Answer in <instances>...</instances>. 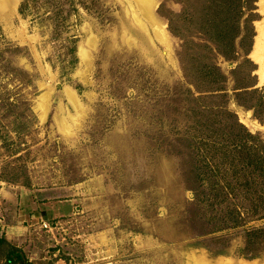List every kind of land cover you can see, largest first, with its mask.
I'll list each match as a JSON object with an SVG mask.
<instances>
[{
    "label": "rangeland",
    "instance_id": "rangeland-1",
    "mask_svg": "<svg viewBox=\"0 0 264 264\" xmlns=\"http://www.w3.org/2000/svg\"><path fill=\"white\" fill-rule=\"evenodd\" d=\"M262 1L246 53L210 61L225 108L264 140V113L233 98L240 81L264 89L263 38L251 56ZM152 2L164 41L136 0H0V264H264V200L249 212L264 192L217 203L225 189L209 187L231 172L205 134L225 117L196 107L210 100L183 70L204 49L186 55L169 32L178 0Z\"/></svg>",
    "mask_w": 264,
    "mask_h": 264
},
{
    "label": "trees",
    "instance_id": "trees-1",
    "mask_svg": "<svg viewBox=\"0 0 264 264\" xmlns=\"http://www.w3.org/2000/svg\"><path fill=\"white\" fill-rule=\"evenodd\" d=\"M178 1L181 4L180 10L171 12L165 17L169 32L183 39V43H181L182 53L184 52L186 55L189 53L187 47L198 46L204 49L194 57L187 55L188 64L186 62V65L183 66L187 77H191L194 89L203 93L195 99L208 98L210 100V102H201L196 107L204 106L205 111L203 112L210 111L209 113L215 117L217 115L225 117L223 121L208 120L207 116L205 117V121L208 120L205 126V134L206 138L211 141L209 146L212 147V153H218L220 159L228 164V170L231 172L227 180L224 181L225 184L212 179L209 187L216 190L217 188L225 189L223 195H218L217 203L226 202V196L234 193V188H241L245 193L259 191L263 193L264 140L258 133L249 132L238 122L235 114L225 108V101H223L225 93L222 85L224 76L219 72L217 66L210 61L211 49H214L225 59L235 57L236 46L243 49L244 54L246 53L247 47H244L243 44L247 42L246 40L250 41L254 34L252 21L256 0ZM199 38H202L201 42L198 41ZM180 60L182 61V59ZM245 61L250 65L245 73L247 77L250 76L252 65L247 58ZM251 86H253V82L240 81L234 87V89L239 90L233 92V98L238 105L252 109L254 117L261 120V114L264 113V89ZM202 116L199 117V120ZM194 123L200 126L204 125L198 120H194ZM216 131L222 135L220 136ZM212 132L215 133V136L211 134ZM262 200L264 199L257 196V199L251 201L250 215L260 211L259 207L262 206ZM237 208L234 209L233 205L228 208L226 216L230 220V227H234L238 223L235 220L236 217H230V213L235 212L238 216L242 213ZM244 214H247L246 208ZM261 215L264 213H259L258 217ZM257 233H264V225L257 230ZM0 242H2L1 237ZM14 251L15 249L11 246L5 251L6 263H14L20 259V255L11 256ZM14 253L16 254V251ZM21 264L26 263L22 261Z\"/></svg>",
    "mask_w": 264,
    "mask_h": 264
},
{
    "label": "bare ground",
    "instance_id": "bare-ground-1",
    "mask_svg": "<svg viewBox=\"0 0 264 264\" xmlns=\"http://www.w3.org/2000/svg\"><path fill=\"white\" fill-rule=\"evenodd\" d=\"M152 1L153 0H136L137 4L139 6L140 15L142 16V19L146 20L147 23L152 25L154 27V31L156 33L157 38H159V40L164 41V40H166L167 33L163 29V26L158 22V20L154 17V15L151 12V6L153 3ZM263 2H264V0L262 1V3ZM136 21L138 23L140 22V21H138L137 18H136ZM257 27H258V29H257L258 33H257V36H256L255 41H254L255 43H254V46H253V49L251 52V56L254 59L260 60L259 55L261 54L262 49L264 47V46L262 47V45H261V40H262V38L264 39V37H263L264 36V30L262 27H259V26H257ZM262 54H263V52H262ZM261 69L263 70V68H261ZM244 120H246V119H244ZM260 128H261V126H260Z\"/></svg>",
    "mask_w": 264,
    "mask_h": 264
}]
</instances>
